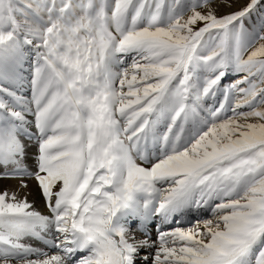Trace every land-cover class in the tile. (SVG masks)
Segmentation results:
<instances>
[{"label":"snow or ice","instance_id":"obj_1","mask_svg":"<svg viewBox=\"0 0 264 264\" xmlns=\"http://www.w3.org/2000/svg\"><path fill=\"white\" fill-rule=\"evenodd\" d=\"M0 179V264H264V0H0Z\"/></svg>","mask_w":264,"mask_h":264},{"label":"bare ground","instance_id":"obj_2","mask_svg":"<svg viewBox=\"0 0 264 264\" xmlns=\"http://www.w3.org/2000/svg\"><path fill=\"white\" fill-rule=\"evenodd\" d=\"M23 91L25 93L28 92V85L27 84H25V88L23 89ZM25 143L27 145V148H32V147L35 148L36 147L34 141H27L26 140ZM35 150L36 149H34V151ZM31 158H33V159H31ZM26 160H27L26 163L29 165V167H33L34 163H35V153L34 154L32 153L31 155L28 153V155L26 157ZM28 184H29V188L26 191L31 193V195L29 196V200L34 202L35 207L37 208V210H39L41 212H44L45 214H48L47 213V209L44 206L43 199L39 195V191L37 189L36 182L34 180H29ZM18 185H19V180L18 179H0V189L8 188V189H13L14 190V189H16L18 187ZM171 226H173V225H171V224L165 225V227H171ZM150 232H151L152 239L155 240L156 239L155 227H152L150 229ZM32 243L36 244V246H38V247L45 248L46 251H49V252L55 251V249H49L45 245H43V244H41L39 242L32 241ZM145 254H146L145 252H141V255H140V258H139V264H144V261H143L142 258H143V256Z\"/></svg>","mask_w":264,"mask_h":264},{"label":"rangeland","instance_id":"obj_3","mask_svg":"<svg viewBox=\"0 0 264 264\" xmlns=\"http://www.w3.org/2000/svg\"><path fill=\"white\" fill-rule=\"evenodd\" d=\"M240 2H245V0H240ZM231 10H234V9H225V8H220L219 9V11H218V14H224L225 12H227V11H231ZM233 79H236V77H234V76H230L228 79H226L223 83H229L231 80H233ZM34 149H36V147L34 148V147H32V148H27V155H28V153L31 155L32 153L34 154L35 153V151H34ZM31 152V153H30ZM31 159H33V158H31ZM28 160V159H27ZM26 160V161H27ZM205 216H207V213L205 214Z\"/></svg>","mask_w":264,"mask_h":264}]
</instances>
